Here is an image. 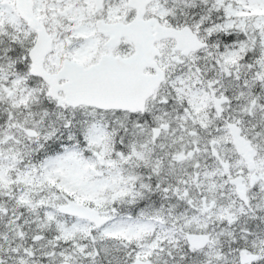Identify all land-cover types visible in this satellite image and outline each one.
I'll use <instances>...</instances> for the list:
<instances>
[{"label": "snow or ice", "instance_id": "6c2138e0", "mask_svg": "<svg viewBox=\"0 0 264 264\" xmlns=\"http://www.w3.org/2000/svg\"><path fill=\"white\" fill-rule=\"evenodd\" d=\"M0 264H264V0H0Z\"/></svg>", "mask_w": 264, "mask_h": 264}]
</instances>
